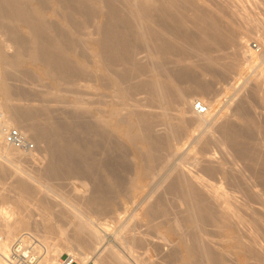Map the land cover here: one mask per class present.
<instances>
[{
    "label": "bare ground",
    "instance_id": "1",
    "mask_svg": "<svg viewBox=\"0 0 264 264\" xmlns=\"http://www.w3.org/2000/svg\"><path fill=\"white\" fill-rule=\"evenodd\" d=\"M245 3L264 8V0H0V27L11 35L6 39L7 31L0 32V156L11 164L25 156L43 161L36 149L6 143L5 133L14 126L43 145L48 159L32 173L7 169L0 161V178L15 177L9 187L0 181L4 192L5 187L15 192H8L14 197L3 192L14 199L13 207L0 204L3 253L18 233L34 230L50 248L53 263L68 254L79 264H158L151 248L158 246L160 252L164 243L175 241L172 253L162 256L167 263L229 264L232 258L235 264H264V124L249 110V98L239 93L242 100L236 104L234 98L233 115L240 122L226 116L219 126L223 109L213 112L214 101L202 96L195 99L209 111L197 113L190 107L196 100L189 97L210 91L219 77L235 75L242 57L254 68L237 87L243 90L253 80L252 95L264 103V18L239 13ZM237 18L252 24L248 30L238 22L243 36H238ZM256 27L263 35H257L259 53L245 32ZM230 47L229 60L216 56ZM193 52L205 61L189 63ZM26 65L54 89L44 92V99L66 102L59 92L74 90L77 96L69 105L62 103L69 109H54L47 99L39 106L20 103L27 93L10 80ZM214 144L232 153L235 148V157L226 159L229 152L215 161L217 151L209 152ZM54 180L70 181L74 194L61 192L66 185L56 187ZM52 192L65 203L59 204L65 210H55L65 217L59 215L60 222L72 218L70 234L53 221L60 217L53 216ZM42 193L39 204L33 202L40 205L39 219L32 201ZM124 202L135 205L127 217L119 209ZM113 218L122 220L117 228ZM132 221L149 230L133 232L138 225ZM209 230L213 239L206 237Z\"/></svg>",
    "mask_w": 264,
    "mask_h": 264
},
{
    "label": "rangeland",
    "instance_id": "2",
    "mask_svg": "<svg viewBox=\"0 0 264 264\" xmlns=\"http://www.w3.org/2000/svg\"><path fill=\"white\" fill-rule=\"evenodd\" d=\"M245 4H246V5L243 4V5H240V6H239V8H241V9L239 10V11H240L239 13L244 14L243 12H245V10H246L245 14H248V12H249V13H250L249 15H251V16H255V15H256L257 17H260V18L263 20V18H264V13H263V12H264V8H263L262 6H261V7H254V5L252 6V4H251V5L249 4V6L247 5V3H245ZM241 6H242V7H241ZM246 7L248 8V10L246 9ZM252 7H253V8H252ZM242 8H243V9H242ZM262 9H263V10H262ZM242 10H243V12H242ZM251 11H252V12H251ZM253 11H255V12H253ZM260 11H261V12H260ZM257 12H258V13H257ZM251 13H252V14H251ZM254 13H256V14L254 15ZM259 13H260V14H259ZM262 13H263V15H262ZM240 19H241L243 22H242ZM240 19L238 20V18H237V20H235V21H236L235 24H236V25H239V26H237V29H238V30L241 29V30L239 31L240 33L237 32V33H238V36H243V35H240L241 32L244 31L242 28L246 25V26H245L246 29L250 30L251 28L249 29L248 27H249V25L251 26L252 24H249V23H247V22L245 23L244 19H242V18H240ZM238 22H240V24L242 25V28H241V25H240ZM248 22H250V21H248ZM242 23H243V24H242ZM250 23H251V22H250ZM248 24H249V25H248ZM247 26H248V27H247ZM3 27H4V28H3ZM252 27H253V26H252ZM257 28H258V27H256V30H257V31H256V30H255V31L252 30V31H250V32L244 28V29L246 30L245 32H247L248 35H249V33H251L250 36H247L245 32L242 33V34L246 35L248 38L250 37L249 39H252V40L249 41V46H251V47L253 46V43H259V44H260V41H259V39H258L259 36H257V35H262V34L259 33L260 31H261V33H262V29H261V27H259L258 29H257ZM3 29H4V30H3ZM253 29H255V26L253 27ZM238 30H237V31H238ZM6 31H7V33L9 32V31L7 30V28H5V26H1V27H0V32L2 33L3 36H4V34L6 33ZM253 32H255V33L253 34ZM1 33H0V35H1ZM7 33H6L5 36H4L6 39H7L8 35H10V32H9L8 34H7ZM10 36H11V35H10ZM253 36H254V37H253ZM262 36H263V35H262ZM257 37H258V38H257ZM9 38H10V37H8V39H9ZM255 38H256L257 40H256ZM259 46H260V45H259ZM233 50H234V49H233L232 47H230V48H226V49L223 50V51H218V52H216L215 54H216V56H224L227 60H229L230 57H232ZM11 51H14V50H12V49L9 50V53H13V52H11ZM253 53H254V52H253ZM144 54H145V53H144ZM144 54H141V57H142V56L144 57V56H145ZM215 54H214V55H215ZM193 55H194V56H193ZM198 55H199V54H198ZM190 56H191V55H190ZM190 56H189V60H190V61L188 60V62H189V63H192V64H194V65H196V64H202V63L205 61V60H203L202 57H200V56L195 57V56H197V53L195 54V52H193V54H192L193 57L190 58ZM242 59H243V58L240 57V59H239V61H240V62H239V65H238L237 69L233 72V73H235V75L233 74V76H231V75H232V74H231V75H230L231 77L227 76L228 78H224V77H219V78H217L216 81L213 82V87H212V89H211L210 91L208 90V91H206V92H204V93H203V92H202V93H201V92H192V93L189 92V93H191V94L189 95V97L192 98V99H194V100H196L195 98H197V97H202V96H203V97H204L205 99H207L208 101H214V109H213V112H218V110H219L220 108L223 109V110L220 109V110H221V115H222L223 117L221 116V117L219 118L221 121H218V124H216V125H218V126H219V124H222L223 119H225L224 121L227 120V119L225 118L226 116H229V118L231 119V121H234L235 123H236V122H240V121H238V118H237L235 115H233V114H234L233 112H235V109H236V108H234V107L237 106V105L235 106L236 101H237V100H239V101L242 100V99H240V98H243V97H244V100H245L246 98H247V99L249 98L250 100L252 99V100H251L252 102L248 99V104H249V106H250L249 110L253 109V111H252V110H251V111L253 112V114L256 115V116H255V118L257 119L256 121L261 122L262 125L264 124V123H262V122H264V107H263L264 103H263V101L260 100L258 97H255L254 95H252V88H251V87H253L252 85H254V83H253L254 81L252 80V82H248V83H247V84H249V85L251 84V86H249V85L246 84V85L243 86V87H244L243 90H242V87H241L240 90L238 89L240 83H241L243 80H245V78H247L248 76H250V73L253 72V68H254V67H252V65L249 66L248 64H246V62L243 64V63H242V61H243ZM170 66H171V65H170ZM250 67H251V68H250ZM23 68H25L26 71H25V69H24V70L21 69V70H19V71H14L15 73H13V77H12L13 79L10 80V82L12 81L13 83H12V82H11V83H12L14 86H16V88H18V90H19V89H22L21 92H23V93L26 92V93H27V95L23 97V101H20V103H21L22 105L24 104L25 106H27L28 103H29V104H30V103H32V104L34 103L32 106H34L35 104H36V106H37V105L39 106V104H41L42 101L44 102L45 99H47V102H50L49 98H45V99H44V97H43L44 95L42 96V94L47 93V91H50V90L53 91V90H54V89H52L51 87H49V82H48V80L43 79L42 81H40V79H39V77H38L39 72H38V75H37V73L35 72V71H36L35 68L31 67L30 65H26V66L23 67ZM30 69L33 70V71L30 72ZM27 70H29V71H27ZM17 72H20V73H17ZM27 72H28V73H27ZM21 73H22V74H21ZM29 73H30V74H29ZM34 73H35V74H34ZM236 73H237V74H236ZM33 74L36 75V76H33ZM25 75H26V76H25ZM31 75H32V76H31ZM15 76H16V77H15ZM21 76H22V77H21ZM23 76H24V77H23ZM20 77H21V78H20ZM210 77H211V76L208 75V76H207V79H210ZM16 78H17V80H16ZM22 78H23L24 80H23ZM37 78H38V79H37ZM21 79H22L23 81H22ZM20 80H21L22 82H21ZM37 80H38V81H37ZM35 81H36V82H35ZM14 82H15V83H14ZM37 82H38V83H37ZM43 82H47V83L44 84ZM238 82H239V83H238ZM35 83H36V84H35ZM38 84H39V85H38ZM47 84H48V85H47ZM20 85H22V86H20ZM36 85H37V86H36ZM231 85H232V87H233L234 89H232ZM17 86H18V87H17ZM50 86H51V85H50ZM237 86H238V87H237ZM247 86H249L250 88L247 87ZM262 86L264 87V84L261 85V90H262V91H261V90H260V91H261V92H264V88H263ZM20 87H21V88H20ZM48 87H49V88H48ZM235 88L238 89V91H237ZM25 89H26V90H25ZM27 89H28V90H27ZM65 89H66V88L62 89V90H61L62 92H59V94H60V95L63 94L62 96L65 95L64 97H66L65 99H67V101L72 100V99H74L75 96H77V94L74 92L73 89H72L73 91L70 90V89H66V90H67V91H66ZM247 89H248V90H247ZM23 90H24V91H23ZM40 90H41V91H40ZM63 90H64V91H63ZM235 90H236V91H235ZM249 90H250V91H249ZM19 91H20V90H19ZM35 91H37L38 93L35 92ZM69 91H70V92H69ZM34 92H35V93H34ZM44 92H45V93H44ZM67 92H68V93H67ZM72 92H74V93H72ZM84 92H85V91H84ZM243 92H244V93H243ZM246 92H247V93H246ZM248 92H249L251 95H250ZM236 93H237V94H238V93L241 94V96H240V95H237ZM34 94H35V95H34ZM69 94H70V95H69ZM233 94H234V95H233ZM263 94H264V93H263ZM32 95H33V96H32ZM36 95H37V96H36ZM39 95H40L41 98L39 97ZM242 95H243V96H242ZM142 96H144V95H142ZM232 96H233V97H232ZM234 96H235V97H234ZM236 96H237V97H236ZM239 96H240V98H239ZM245 96H246V97H245ZM250 96H251L252 98H251ZM26 97H27L28 100L26 99ZM33 97H34V98H33ZM36 97H37V98H36ZM42 97H43V98H42ZM86 97L88 98V95H85V97H84L85 100L87 101L88 99H87ZM218 97H219V98H218ZM230 97H231V101H227V100H230ZM254 97H255V98H254ZM38 98H39V99H38ZM211 98H213V99H211ZM234 98H236V99H235L236 101L234 100ZM43 99H44V100H43ZM247 99H246V100H247ZM254 99H255V101H254ZM17 100H18V102H19V100H22V98H21V99H17ZM25 100H26V102H25ZM30 100H32V101H30ZM34 100H35V101H34ZM257 100H258V101H257ZM67 101H66V102H67ZM218 101H219V102H218ZM226 101H227V102H226ZM234 101H235V102H234ZM239 101H237L236 104H238ZM18 102L16 101V103H18ZM45 102H46V101H45ZM45 102H44L43 104H46ZM60 102H61V101H60ZM63 102H64V101H63ZM63 102H61V103H59V102H56V103H55V102H50V103H52V106H53L54 109H56V108H57V109H60V108H61V109H63V108H66V109L68 108V109H69V106H68V107H65V106L69 105V103L64 102V103H66V104H65V106H63V105H64ZM194 102H195V101H194ZM225 102H226V103H225ZM240 102H241V101H240ZM249 102H250V103H249ZM255 102L257 103V105L255 104ZM50 103H48V105H49ZM62 103H63V105H62ZM224 103H225V104H224ZM228 103H229V104H228ZM251 103H252V104H251ZM253 103H254V104H253ZM261 103H262V104H261ZM18 104H19V103H18ZM216 104H217V105H216ZM223 104H224V105H223ZM230 104H232V106H229ZM250 104H251V105H250ZM24 105H23V106H24ZM50 105H51V104H50ZM54 105H55V107H54ZM60 105H62L63 107H62V106L60 107ZM215 105H216V106H215ZM225 105H226V107H225ZM253 105H254V106H253ZM222 106H223V107H222ZM251 106H253L254 108H253V107L251 108ZM256 106H257V107H256ZM59 107H60V108H59ZM190 107L194 109V103H192V104L190 105ZM190 107H189V109H190ZM230 107H231V109H233L234 111L231 110ZM232 107H233V108H232ZM262 107H263V108H262ZM70 108H71V106H70ZM261 108H262V110H260ZM146 109H147V108H146ZM226 109H227V110H226ZM63 110H65V109H63ZM148 110H149V108H148ZM155 111H156V110H155ZM227 111H228V113H227ZM229 111H230V112L232 111V112L230 113ZM262 111H263V112H262ZM252 112H251V113H252ZM174 113H175V112H174ZM229 113H230V114H229ZM259 113H260V114H259ZM231 114H232V116H231ZM253 114H252V115H253ZM192 115H193V114H192ZM192 115H191V113H188L187 116H192ZM63 116H64V115H63ZM253 117H254V116H253ZM258 117H259V118H258ZM188 118H189V117H188ZM227 118H228V117H227ZM229 118H228V119H229ZM230 119H229V120H230ZM232 119H235V120H232ZM262 120H263V121H262ZM236 124H237V123H236ZM218 126H216V127H218ZM13 127H14V126H13ZM15 128H17V127H15ZM216 129H217V131H218L219 128H216ZM196 132L198 133L199 131H196ZM256 134H257V133H256ZM256 134H255V135H256ZM258 135H259V136H263V135L260 134V133H259ZM255 137H256V136H255ZM257 137H258V136H257ZM259 138H261V137H258V141H257V139H255V138H254V139H255L257 142H259V141H261V139H262V138H261V139L259 140ZM31 139H32V138H31ZM254 139H253V140H254ZM32 140H33V139H32ZM33 142H34V141H33ZM227 143H230V142H227ZM35 144H36V145H35ZM230 144L233 145L232 143H230ZM34 145L36 146V148H34V149H36V152H38L40 156H43V158H42L43 161H42L40 158L33 159V160H34V161H33L32 158H31V159H28L29 157H26V156H25L26 160H25V159L21 160V163H20V162H19V163L17 162V163H14V164H13V162H12V164H11V162H9L10 160L7 161V158H4V156H0V161H1V163H2V162H3L2 164L6 163V164H5V165H6L5 167H7V169H9V168L12 166V167H11L12 169H15L16 167H18V168L20 167V169L23 168V170H25V171H27V172H28V170H29V172H30L32 169H33L34 171L42 170L43 167H40V166H41V165H47V163L44 164V162H46V160L48 161V159H47L46 157H45L46 159H44V155H43V153L46 154V152H45V150H44L45 148L43 147V145H41V144H37L36 142L34 143ZM39 145H41V147H40ZM216 145L218 146L219 144H214V145H213L214 147H211L210 150H209V152H210V151H211V152L213 151L212 153H214L215 150L217 151L216 156L219 157V159H218L217 157H215V161L222 160V159H224V158H226V157H227L226 159L230 158L231 156H232L231 158L235 157V156H233V153H234L235 148L233 147L234 150L232 149V150H233V153H232L231 149L229 148L231 145H229V147H228L229 149H226V150H230V151H228L227 153L224 152V151H226V150L223 151V148L225 149V148H227V147H225L224 145H222V146H224V147L222 148V147L219 145V146L216 148ZM225 145H226V144H225ZM227 145H228V144H227ZM42 147H43V149H42ZM231 147H232V146H231ZM219 148L221 149V152H220V149H219ZM40 149H41V150H40ZM213 149H214V150H213ZM39 151H40V152H39ZM219 152H220V154H219ZM223 152H224L225 154H223ZM229 152H231L232 155H230ZM235 152H236V150H235ZM222 154H223V155H222ZM227 154H229V156H228ZM218 155H219V156H218ZM225 155H227V156L225 157ZM235 155H236V154H235ZM45 156H47V154H46ZM1 157H2V158H1ZM220 157H222V158H220ZM23 158H24V157H23ZM27 160H28V162H26ZM44 160H45V161H44ZM29 162H30V163H29ZM36 163H38V164H36ZM42 163H43V164H42ZM19 164H20V166H19ZM33 164H34V165H33ZM25 165H26V166H25ZM30 165H33L34 167L31 166V168H30ZM38 165H40V166L38 167ZM27 166H28L29 168H28ZM8 167H9V168H8ZM25 167H26V168H25ZM36 167H37V168H36ZM12 169H10V170H12ZM27 169H28V170H27ZM37 169H39V170H37ZM33 170L31 171V173L34 172ZM29 172H28V173H29ZM36 173H37V172H36ZM7 175H9L8 177H11V176H12V178L15 179L14 174H10V173H9V174H7ZM10 175H11V176H10ZM5 176H6V175H5ZM5 176H4V177H5ZM4 177H3V178H4ZM3 178H2V179L0 178V179H1L0 181H2ZM12 178H9L10 180L7 178L8 181H6V182L3 180V181L7 184V185L5 184V186H8V187L10 186L11 183H9V181L13 180ZM16 178H17V176H16ZM4 179H5V178H4ZM13 181H15V180H13ZM54 181H55L56 183H59L61 180H60V181H59V180H58V181L54 180ZM61 182H62V181H61ZM61 182H60V183H61ZM69 182H70V181H69ZM69 182L66 181V182L63 183V185H62V183H61V185H62L61 188H63L64 185H66V187L68 188V186H69V184H70ZM52 183H53V185H55L56 187H57V185H58V186L60 185V183H59V184H54V182H52ZM65 183H68V185L65 184ZM0 185H1V184H0ZM2 185H4V184H2ZM2 185H1V188H0V194H1V195H0V198H1V199H0V204L3 202L2 205H3L4 207H8V205H10V207H13L14 205H12V204H14V203H13V202H14V199H11V198L14 197V195L11 194L12 197H10V198H8V196H7V199H8L9 201L5 198V196L7 195L6 192H7V193H8V192H11L10 190H12V189H10V188H11V187H10L9 190H8V187H5V188H7V189H5L6 192H4V190H3V189H4V186H2ZM64 187H65V186H64ZM66 187L63 188V189H65L66 191L63 190V189H61V192L65 193V194L68 195V196H71L72 193H73V191H72L71 189H69V188H68V190H67ZM2 188H3V189H2ZM70 188H72L71 185H70ZM55 189H56V188H55ZM1 191H2V193H1ZM3 192H4L6 195L3 194ZM12 192H13V190H12ZM12 192H11V193H12ZM66 192H67V193H66ZM70 192H72V193L70 194ZM13 193L15 194V192H13ZM53 193H54V192H52V195H53V196H56V197H55V199H56V205H54V203H55V202H54L55 199H54V198L51 199V198H52L51 193L48 194V198H49V201H50V202L53 200V201H52L53 204L51 203V205L54 206V207H53V208H54V209H53L54 211L52 210V212H54V213H53V216H54V218H56V217H57L56 215H58V217L61 216L60 214H58V213H59V210H62V211L65 210V207H63V208L61 209V207H62L61 205H63V204L65 205V203L62 202L61 195H60V196L58 195L59 193H58V194L54 193V194H56V195H54ZM2 194H3L4 196H3ZM73 194H74V193H73ZM8 195H10V193H8ZM11 195H10V196H11ZM49 195H50V196H49ZM41 196L43 197V193L40 194V195L36 198V201H32V203L34 202V203H38V204H39L38 199H40ZM3 197H4V198H3ZM57 197L61 198V200H59V198L57 199ZM167 197H169V196H167ZM169 198H170V197H169ZM10 200L12 201L11 204H10ZM57 201H58V202H57ZM138 201H139V200H138ZM8 202H9V203H8ZM32 203H30V204H32ZM34 203H33L32 205H34V206L36 207L35 210H34V206H33V207L30 206V207H31V209L33 208L32 211L34 210V211H33V212H34V216H35V217L37 216V217L40 219L41 217L38 216V214L40 215V212H39V209H40L39 207H40V205H38V207H37V205L34 204ZM60 203H61V205H59ZM62 203H63V204H62ZM129 204H130V205H129ZM132 204H133V203H131V202H124L123 204H121V207H119L120 210L125 211V217H127L129 214H131V213H132L131 211H133V210L135 209V205H134V204L132 205ZM11 205H12V206H11ZM58 205H59V206H58ZM123 205H124V206H123ZM67 206H68V205H66V207H67ZM119 206H120V205H119ZM130 207H131L132 209H131ZM37 208H39V209H37ZM55 208H56V209H55ZM172 208H173V205H172ZM31 209H30V210H31ZM124 209H125V210H124ZM174 209H175V208H174ZM37 210H38V211H37ZM55 210H56L58 213H56ZM174 211H175V210H174ZM37 212H39V213H37ZM35 213H36V215H35ZM59 215H60V216H59ZM69 216H70V215H69ZM61 217H62V216H61ZM61 217H60V220H59V218H57V219H54L53 221H55V223L58 224V226H61V227H63V228H66V230H67L68 227L70 228V226L67 227V223H69V222L72 220V218L70 217L71 219H69V218L66 217V221H67V222L65 221V222H64L65 224H62L63 222L61 223L60 221H61L62 218H65V217H62V218H61ZM109 217L111 218V216H108V217L103 218V221L109 220ZM125 217H124V218H125ZM38 218H37V219H38ZM106 218H107V219H106ZM124 218H123V219H124ZM68 219H69L70 221H69ZM105 219H106V220H105ZM114 219H116V218H113V220H114ZM117 219H119V218H117ZM117 219L115 220V222H116V224H117V223H119V224H118L117 226H115L116 224H114V226H115L116 228H117V227L120 225V223L122 222V220H120V219L118 220V221H119V222H118ZM110 220H111V219H110ZM56 221H57V222H60V223H57ZM63 221H64V219H63ZM68 221H69V222H68ZM120 221H121V222H120ZM158 221H161V219H159ZM132 222L136 223L135 221H132ZM132 222H131V223H132ZM97 224H98V223H97ZM132 224H133V223H132ZM132 224H131V225H132ZM136 224H137V223H136ZM136 224H133L132 226L135 227ZM62 225H63V226H62ZM64 225H66V227H64ZM68 225H69V224H68ZM99 225H100V224H98L97 226L100 227L101 225H100V226H99ZM112 225H113V224H112ZM134 225H135V226H134ZM137 225H138V224H137ZM132 226H130V227L132 228ZM138 226H140V228H139ZM138 226L136 227L137 230H136L135 228H133V232H134V231L142 232V231L145 230V231L143 232V233H145V232L147 231L146 229H148V227L143 226V225H140V224H139ZM142 226H143V227H142ZM101 228H102V227H100V229H101ZM145 228H146V229H145ZM71 229H72V227H71ZM71 229H70V230H67V233L69 232L68 234L71 233V232H70ZM103 229H104V228H103ZM103 229H101V230H103ZM139 229H140L141 231H140ZM209 229H211V228H209ZM104 230H105V229H104ZM104 230H103V231H104ZM148 230H149V229H148ZM23 231H24V230H23ZM23 231L20 232V233H18L17 236H18L19 234H21V233L29 232V231H27V230H25L24 232H23ZM105 231H106V230H105ZM151 231H152V230H151ZM30 232H33V233L36 232V233H37V231H34V230H33V231H30ZM114 232H115V229H114V231L111 230L110 234H109V232H108V235H109L110 238H113V236H111V233H114ZM139 232H138V233H139ZM210 232H211V231L209 230V233H210ZM131 233H132V232H131ZM154 233H155V232H154ZM154 233H153L152 235H154ZM212 234H213V236H214V233H212ZM53 235H54V234H53ZM112 235H113V234H112ZM155 235H156V233H155ZM244 235L246 236V237L244 236L245 239H247V236H248V235H246V234H244ZM55 236H56V234H55ZM206 237H210V239H213L211 233H210L208 236H206ZM57 238H59V237L57 236ZM214 238L216 239V237H214ZM248 238H249V236H248ZM156 241H158V240H156V239L153 240L154 243H159V241H158V242H156ZM174 243H175V241H174V242H171V243L169 242V243H166V244L164 243V245H166V246L162 247V250H163V248H165V249L167 248L166 251H165V249H164L163 251H160L161 249H160V247H159V249H160L159 251H160V252H158V249H157L158 246H155V247H157L156 249H155V247H153L154 249L151 248V250H152V254H153V256H152L153 260H154V261L156 260L155 262L158 263V264H173V263H167L168 261L165 260L164 258L167 257V254H169V252L172 253V250H173V248H174V247H173V244H174ZM263 243H264V242H263ZM168 244H169V245H168ZM171 245H172V246H171ZM169 246H170V248H169ZM174 246H175V244H174ZM154 250H156L158 253H157L156 251L154 252ZM162 252H164V254H163ZM165 252H166V254H165ZM159 253H161V254H159ZM171 253H170V254H171ZM157 254H159V255H157ZM170 254H169V255H170ZM162 256H165V257L163 258ZM229 257H230V256H228V258H229ZM159 258H160V259H159ZM228 258H227V259H228ZM230 259L232 260V258H230ZM230 259H229V260H230ZM162 260L165 261V262H163ZM231 260L229 261V264H231L233 261H234L233 263L235 264V262H236L235 259H233L232 261H231ZM157 261H158V262H157ZM166 261H167V262H166ZM227 261H228V260H227ZM90 262L93 263L92 261H90ZM160 262H162V263H160ZM233 263H232V264H233Z\"/></svg>",
    "mask_w": 264,
    "mask_h": 264
},
{
    "label": "built area",
    "instance_id": "3",
    "mask_svg": "<svg viewBox=\"0 0 264 264\" xmlns=\"http://www.w3.org/2000/svg\"><path fill=\"white\" fill-rule=\"evenodd\" d=\"M252 49L258 53L261 51L258 43H253ZM194 109L200 114L209 111L208 105L200 99L195 101ZM5 141L20 149L33 150L35 148L34 143L15 127L6 131ZM3 239L0 234V245ZM52 257L50 248L33 232H24L16 236L7 253L0 250V264H79L72 255L67 254L57 263H53ZM88 264L94 263L89 262Z\"/></svg>",
    "mask_w": 264,
    "mask_h": 264
}]
</instances>
